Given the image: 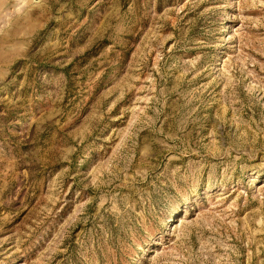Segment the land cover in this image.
<instances>
[{
    "label": "rangeland",
    "instance_id": "rangeland-1",
    "mask_svg": "<svg viewBox=\"0 0 264 264\" xmlns=\"http://www.w3.org/2000/svg\"><path fill=\"white\" fill-rule=\"evenodd\" d=\"M12 18L0 264H264V0H0Z\"/></svg>",
    "mask_w": 264,
    "mask_h": 264
},
{
    "label": "crops",
    "instance_id": "crops-1",
    "mask_svg": "<svg viewBox=\"0 0 264 264\" xmlns=\"http://www.w3.org/2000/svg\"><path fill=\"white\" fill-rule=\"evenodd\" d=\"M7 23L8 27L4 28L0 35V64L3 65L13 63L22 54L21 48L24 42V32H26L25 29L20 28L23 23L19 19L12 18Z\"/></svg>",
    "mask_w": 264,
    "mask_h": 264
}]
</instances>
